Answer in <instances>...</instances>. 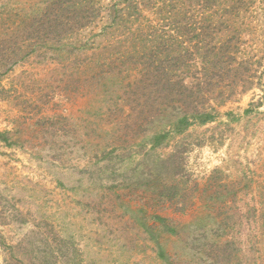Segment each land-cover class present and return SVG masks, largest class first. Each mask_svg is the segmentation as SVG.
Here are the masks:
<instances>
[{
	"label": "rangeland",
	"instance_id": "374dc122",
	"mask_svg": "<svg viewBox=\"0 0 264 264\" xmlns=\"http://www.w3.org/2000/svg\"><path fill=\"white\" fill-rule=\"evenodd\" d=\"M74 1L0 0V264H264V215L248 209L264 205V0H179L188 25L142 0V25L192 45L226 41L225 69L241 74L210 94L218 119L156 147L151 136L191 100L163 85L180 60L158 48L94 64L79 51L97 30L74 39L80 23H65ZM38 8L51 27L35 33Z\"/></svg>",
	"mask_w": 264,
	"mask_h": 264
},
{
	"label": "trees",
	"instance_id": "16d2710c",
	"mask_svg": "<svg viewBox=\"0 0 264 264\" xmlns=\"http://www.w3.org/2000/svg\"><path fill=\"white\" fill-rule=\"evenodd\" d=\"M247 1L248 0H229L228 7L231 5L235 7L236 3L244 6ZM196 5L198 6L199 3H196ZM156 6L164 11L167 9L169 18L175 20V22H178L179 19L186 18L185 22L187 24V11L179 0H163ZM72 7L74 9L72 12L73 15L68 18L65 23L70 25L74 22H78L80 23V28L77 29L78 32L76 36H72L68 42L72 41L73 37L75 39L78 35H82L86 30H97L93 37L94 39H92V44L82 45V49L79 51V53L83 54L90 52L88 55L94 61V64H96V60H99L97 55H102L103 58L100 61L104 62L110 63L111 61L116 62L118 60L127 62L137 57L141 50L153 52L158 48L163 49L160 52V56L163 58L164 62H166V60L171 61L173 58L174 60H180L181 63L178 65L180 74L177 75L176 81L173 82L174 80L171 77L162 78V80L165 81L163 85H176L179 87L180 96L191 100L185 101L187 108L185 105L181 107L180 111L173 116L169 123L164 122L165 124L161 125V129L151 136L150 144L152 147H156L168 138L178 141L179 138L177 137L184 134L191 127L206 125L219 118L220 112L218 111V106L211 103L213 97H211L210 94L214 90H218L217 93L219 97L223 96L226 90L222 88L220 82H226L228 79L232 83H237V78L241 76V74H237L240 66L232 67L231 64H228L227 66L233 69H225L227 64L225 59L230 54V46L233 45H225L224 43L226 41H218L212 44L197 42L192 45L189 44L191 42L177 41L174 37L175 35L172 33L157 28L156 22L150 21L148 25H142L140 19L141 14L148 10L145 9V3H143L142 0H110L108 2H106V0H75L72 3ZM31 12L33 16L37 17L35 22L33 21V23H35L33 32H45V28L51 27V24L48 23V19L45 18L44 9L41 11V9L38 8ZM94 13H98V17L95 16ZM155 13H158V11H155ZM213 22L218 23L219 20ZM198 23L202 24L203 19H199ZM99 24L102 25V27H100ZM122 26H126V31L122 32ZM143 28L149 29L146 37L141 35ZM156 29L160 30V32L156 35L157 39L154 40L150 37L155 34L154 32ZM199 29H203V27L195 25V28H193L194 31H200ZM179 32L182 33V31ZM125 33L126 35L124 38H126L123 42L122 38ZM198 35L197 33L196 37H198ZM76 41H78V39H76ZM79 42H82L81 39ZM217 67L223 72L221 75H219L220 73L217 71H214V68ZM0 68H2L1 62ZM155 69L158 70L159 68ZM214 77H220L221 79L218 78L219 81L213 86L211 80H214ZM208 94L209 98L207 100ZM262 102H264V92L262 95ZM253 108L254 107L247 108L245 112L251 113ZM223 115L227 117L228 121H235L239 118L232 111H227L223 113ZM7 135V130L0 131V140L8 142L9 139ZM172 192L176 198H180L181 194H183V188L177 187L176 191ZM181 208L182 206L180 209ZM183 209L184 207L181 210ZM248 209L260 215H264V205L262 204L258 205L255 203L250 205ZM152 218L155 222H158L161 229L163 227L167 228L166 225H169L167 217L155 214ZM169 231L175 233L176 229L172 228ZM232 242V246H234V258L237 259L236 261H239V263L244 262L243 258L245 254L237 247L239 243H234L235 239L231 238V243ZM261 243H263V241H261Z\"/></svg>",
	"mask_w": 264,
	"mask_h": 264
}]
</instances>
